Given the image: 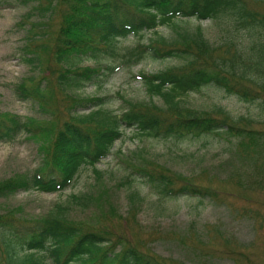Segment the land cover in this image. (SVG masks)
Returning <instances> with one entry per match:
<instances>
[{"label": "rangeland", "instance_id": "rangeland-1", "mask_svg": "<svg viewBox=\"0 0 264 264\" xmlns=\"http://www.w3.org/2000/svg\"><path fill=\"white\" fill-rule=\"evenodd\" d=\"M45 4L43 0H0V118L9 114L30 117L50 132L68 118L78 97L81 101L99 98L102 107L115 113L146 101L150 96L138 74L165 69L175 64L174 59H151L145 54L136 58L128 50L140 49L137 44H146L157 36L170 40L175 30L197 24L193 20L165 22L117 38L110 47L99 45L91 53L72 58L76 69L87 67L97 72L92 80L63 92L55 84L59 64L52 54L40 52L38 70L26 61L31 54L23 50L27 30L36 22L43 27L35 25L38 30H44L38 41L47 48L53 45L59 4L58 12L47 17L46 11L38 10ZM198 23L208 38L220 34L216 23ZM152 43L160 48L166 44ZM38 71L47 78L44 107L50 104L49 114L39 112L30 100L18 99L13 91L22 76ZM181 97L190 110L210 118L220 119L222 114L215 108H222L233 116L235 125L255 130L261 138L256 142L245 137L237 142L223 134L151 138L125 128L109 154L92 166H80L67 187L50 193L19 191L0 198V216L13 218L14 223L30 222L55 202H64L72 194L92 192L89 210L75 208L70 218L109 231L113 244H129L163 264H264V112L254 103L238 100L213 86H201ZM151 99L159 102L154 96ZM150 109L140 107V112L154 110ZM35 146L23 132L0 140V180L33 169L39 161ZM136 168L163 174L175 188L186 183L189 188H202L207 195L158 198L149 185L141 184ZM127 180L143 196L140 203L126 201ZM154 205L160 206V211Z\"/></svg>", "mask_w": 264, "mask_h": 264}, {"label": "trees", "instance_id": "trees-1", "mask_svg": "<svg viewBox=\"0 0 264 264\" xmlns=\"http://www.w3.org/2000/svg\"><path fill=\"white\" fill-rule=\"evenodd\" d=\"M43 1L46 4L38 10L46 11V17L58 12L59 4L53 45L47 48L38 41L44 30H38L35 25L43 27L36 22L27 30L23 50L31 54L26 61L38 70L40 52L52 54L59 64L55 84L63 92L92 80L97 72L87 67L76 69L72 58L91 53L99 45L110 47L117 38L136 35L165 22L193 20L197 24L175 30L170 40L157 36L146 44H137L140 49L128 50L136 58L145 54L151 59H174L175 64L165 69L138 74L150 96L146 101H152L154 96L158 103L142 100L140 105H128L115 113L102 107L99 98L81 101L78 97L79 102L70 107L68 118L52 132L30 117L9 114L0 118L1 141L23 132L35 142L39 155L37 165L30 171L0 180V198L26 190L61 191L80 166H92L109 154L125 128L151 138L203 134L231 135L228 137L237 142L243 137L254 142L261 138L259 132L235 125L233 116L222 108H215L222 114L220 119L210 118L196 109L190 110L181 96L201 86H213L238 100L254 103L264 112V0ZM201 20L216 23L220 32L217 38L205 35L198 23ZM152 41L166 44L160 48ZM46 82L47 78L38 71L22 76L13 91L18 99L30 100L39 112L49 114L50 104L44 107L48 99ZM140 107L154 110L141 113ZM134 171L141 184L149 185L158 198L207 195L202 188H189L186 183L175 188L163 174L148 173L142 168ZM127 181L130 182L126 183V201L140 203L143 196L139 189L132 186L131 180ZM91 206L92 192H84L55 202L40 218L30 222L14 223L13 218L0 216V264H163L129 244H113L107 230L70 218L75 208L86 212ZM154 209L160 211V206L154 205Z\"/></svg>", "mask_w": 264, "mask_h": 264}]
</instances>
